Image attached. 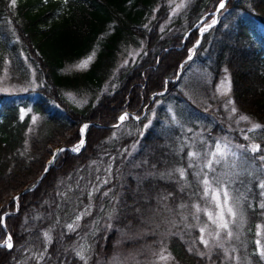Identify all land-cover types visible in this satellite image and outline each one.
<instances>
[{
    "label": "trees",
    "instance_id": "trees-1",
    "mask_svg": "<svg viewBox=\"0 0 264 264\" xmlns=\"http://www.w3.org/2000/svg\"><path fill=\"white\" fill-rule=\"evenodd\" d=\"M221 1L0 0V243L13 245L0 246V264H85L81 250L87 264L115 254L122 263L134 254L138 264H264L258 179L241 189L235 237L223 236V248L200 239L208 222L190 141L202 150L228 135L256 169L249 144L264 151V127L243 139L209 96L228 71L237 111L264 126V0H228L195 48L193 27ZM92 52L87 68L65 71ZM84 122V148L59 151L18 195L53 148L82 140Z\"/></svg>",
    "mask_w": 264,
    "mask_h": 264
},
{
    "label": "rangeland",
    "instance_id": "rangeland-1",
    "mask_svg": "<svg viewBox=\"0 0 264 264\" xmlns=\"http://www.w3.org/2000/svg\"><path fill=\"white\" fill-rule=\"evenodd\" d=\"M178 2H180V1H178ZM220 13H221V11H220ZM220 13H219V15H220ZM206 15H207L206 17L202 18L203 20L201 19L199 25L195 27V30L198 31L197 33L199 36L195 40V45H197V46H199V42L201 41V40H199L201 37V33H203V32L205 33L206 31H208V29H210V27L213 26L215 19L217 20L219 17V15H218V17L216 16L214 11L208 12ZM192 51H193V47H190L187 52L191 54ZM94 55H95V53L92 52L89 55L85 56L84 58H82V59H80L74 63H70L69 65H67L65 71L71 72L74 70H80V69L87 68L89 66L90 62L94 59ZM130 55H135V54H130ZM89 57H91V60L89 61V63L87 64L86 67H83V68L78 67L82 62L88 61ZM232 58L235 59L236 57H234L232 55ZM199 81H201V80H197L198 84L200 83ZM206 82H208V81H206V79H205L204 83H206ZM228 88H230V91H227L225 93V89H228ZM210 92H211V94L209 96L213 99V101L215 103L217 102V104L220 105V108L222 109L221 111H224V113H226V118L230 119V121L233 122V124H234V125L232 124L231 127L229 126L228 130H230V128H232V130H236L239 133V135L243 136V139L244 138L246 139L248 137L247 135H248L249 130L252 129V125L256 124V123H255V120L251 117H250V122L242 121V120H240V116L245 115V114H240L238 111H236V113H233L231 111L232 107L237 108V106L235 104V100L232 97L231 77H230V74L228 71L223 73L221 79L218 81L215 88ZM229 101H233L234 103H229ZM218 105L210 106V107H213L211 111L218 110L219 109ZM169 111H174V110L169 109ZM183 111H188V110H186V108H183ZM204 111H210V109H208V110L205 109ZM124 115H125V113H122L120 115V117L124 116ZM92 123H96L98 126L103 125V122H101L99 120H94V121H92ZM84 125H88V124L86 122L82 123L81 128H83ZM89 127H90V125H88L87 130ZM87 130H86V132H87ZM227 136L217 135V136H215V138H216L215 141H210V140L206 139L204 149L202 148V150H196L195 149V146L198 145V143H197L198 141L195 139L196 136H194L193 140L190 141V143H189V145L192 146V148L190 149V157L193 160L191 166L194 167V164H195V166H198V169L196 172L197 176L202 174V175H200L199 180L201 181V185H202L201 195H202L203 200H202V202H200L198 204L199 208H200L198 213L204 214L206 216V221L208 222L207 225L201 226V228H206L207 231H205V232L200 231V233H201V236L204 237V239L208 240L211 243H215V244L218 243L219 245L221 242L224 241V240H221L223 236H225V239H227L225 242H228L229 238L227 237L224 230L217 229L216 225L213 224L211 220H209L207 212H211V213L215 214L219 211V209L216 208L215 204L212 201V193L209 192L207 195L205 194V187L203 184V180L207 179L208 181H210L211 186L213 188L218 186L217 182L219 181V182H221V184L223 186H226L227 190L229 191L230 197H231L230 204L234 205L235 210L237 212V216L235 217V223L230 224V228L233 232V237H235V235L237 233L236 229L238 228V230H239V227L244 223V220H245V212L241 208L244 206V199H245L246 193L242 192L241 189L245 188L246 185L249 186L251 181L254 182L257 179H258V183H257L258 187L261 183H264V180L260 179L261 173L259 172V170L264 171V160L260 159V156L264 155V151L261 150L259 152H255V153H257L258 159H253V160L258 162V166H257L259 169L258 170L253 165L254 164L253 162L251 163L250 160H249L250 163L247 162L248 160L246 159V157L244 155H242L241 146L239 144H237L236 142L234 143L233 141L228 139ZM229 137H230V135H229ZM198 139H200V138H198ZM202 139H203V137H202ZM80 142L77 145H74L72 147L79 146ZM253 144L254 143H251L249 145H253ZM85 145H86V141H85ZM218 145L220 146V148L225 153H227V155L225 158L220 160V163L217 164V163H215V159H219L220 157L217 155L214 158L212 154L216 153ZM63 146L64 145L53 148V152L55 150H57L58 148L63 147ZM66 146H68V145H66ZM193 153H195L196 155L193 156L192 155ZM232 153H235L236 155L233 156ZM210 161L212 162V169H209L208 167H206V164H208ZM195 170H196V168H195ZM259 190H260V193L264 192V189H261L260 187H259ZM237 197H240L238 202L236 200ZM263 197H264V195H262V198ZM17 211H18V209H17ZM241 214L243 216V223L242 224H241ZM225 218L229 219V220L233 219L232 217L227 216V214L225 215ZM256 228H257L256 240H260L261 245H264V229L262 228L261 224H257ZM244 230H245V227L243 228V230H241L239 232L240 235L243 234ZM217 231H219V240H217L215 238V233ZM8 242L11 243V240ZM5 245H6V243H5ZM259 247L260 246H258V249H259ZM124 255L125 256H123V258H122L124 263H122V261L119 259L120 258V257H118L119 254H115V256H112V258L109 259L108 264H138V262L131 259L132 257H135L136 255L135 256H133L134 254H132L131 256H127V254H124Z\"/></svg>",
    "mask_w": 264,
    "mask_h": 264
},
{
    "label": "snow or ice",
    "instance_id": "snow-or-ice-1",
    "mask_svg": "<svg viewBox=\"0 0 264 264\" xmlns=\"http://www.w3.org/2000/svg\"><path fill=\"white\" fill-rule=\"evenodd\" d=\"M11 4L13 7L16 6L17 4V0H11ZM179 8H182L184 7L183 4H180L178 5ZM220 7H223V4L220 5ZM91 60V57H89V60L88 61H84L82 62L78 67H86L87 64L89 63V61ZM227 91H230V88L228 89H225V93ZM70 98H72L73 100H75V97L72 96L71 93L68 94ZM86 102V101H85ZM229 103H234L233 101H229ZM231 111L233 113H236L237 109L235 107H232ZM126 117L125 116H121L120 117V120L123 121ZM240 120L242 121H246V122H250V117H248L247 115H241L240 116ZM88 127V125H84V128L86 129ZM262 125L260 124H253L252 125V130H257V129H261ZM83 140L80 142V145L77 146V147H74L72 149V151H79V148L83 146ZM60 151H63V150H60ZM250 151L255 153V152H259L261 151V147L260 145L258 144H253L251 145V148H250ZM193 156H195L196 154L193 153L192 154ZM213 157L215 158L217 155L220 157L219 159H215V163H220V160L225 158L227 153H225L221 148L220 146L218 145L217 146V150H216V153H213L212 154ZM233 156H235L236 154L235 153H232ZM55 159V157H54ZM260 159L261 160H264V155H261L260 156ZM51 163V161H50ZM206 167H208L209 169H212V162L210 161L208 164H206ZM178 172H180V175L183 176L185 174L184 170L183 169H177ZM203 184H204V187H205V194L207 195L209 192L212 193V201L213 203L215 204L216 208L219 209V211L215 214L211 213V212H207V215L209 217V220L212 221L213 224L216 225L217 229H221V230H224V232L226 233L227 237L229 239H231L233 237V232L230 228V224L232 223H235V217L237 216V212L235 210V207L234 205L230 204V193L229 191L227 190L226 186H223L221 184V182H217V187L213 188L211 186V183L210 181H208L207 179L203 180ZM259 187L261 189H264V183H261L259 185ZM262 195H264V192L261 193ZM240 197H237L236 200L237 202L239 201ZM259 207L261 209H264V203H261L259 205ZM197 210L199 211V206L197 205ZM227 214V216L229 217H232L233 219L232 220H229V219H226L225 218V215ZM243 223V216L241 214V224ZM201 232H205L207 231L206 228H201L200 229ZM215 238L217 240H219V231H217L215 233ZM201 243L204 244L205 247H208L209 246V241L204 239V237L202 236L201 238ZM236 239H239V236H236ZM11 240V237H9V241ZM255 243L260 246L259 247V252H258V255L261 257V258H264V245H261V242L260 240H257L255 241ZM6 246L8 248H11L13 245L6 241ZM219 247L223 248V245L220 244ZM166 251V250H165ZM234 251V250H233ZM199 255L201 256H204L206 255L205 253H198ZM77 255L80 257L81 260H84L85 261V264H87V257L85 256L83 250H81L80 252L77 253ZM159 259L160 261H164V262H167L169 259H170V256H166L164 255V253H160L159 254Z\"/></svg>",
    "mask_w": 264,
    "mask_h": 264
},
{
    "label": "water",
    "instance_id": "water-1",
    "mask_svg": "<svg viewBox=\"0 0 264 264\" xmlns=\"http://www.w3.org/2000/svg\"><path fill=\"white\" fill-rule=\"evenodd\" d=\"M227 1L228 0H223V2L221 3V4H223V7H218L217 8V10H216V15H217V17H218V15H219V13H220V11L225 7V5H226V3H227ZM220 4V5H221ZM196 47H197V45H196ZM195 52V51H194ZM194 52H193V54H194ZM192 54V55H193ZM95 125H97L96 123H94ZM118 125V124H117ZM85 141H86V138H85V136L83 137V146L82 147H80L79 148V151H72V148L71 147H69V146H65V147H60V148H58L57 150H55L54 151V154H53V156H52V158H51V163H50V161H49V164H48V167L44 170V172L42 173V175L37 179V182L33 185V186H31L30 188H27V189H24L23 191H21V192H19L18 193V195H20L21 193H23V192H25V191H27V190H31V189H33L34 187H36L37 186V184L43 179V177L48 173V171L50 170V168L52 167V165H53V163H54V157L56 158V154H57V152H59L60 150H62V149H64V148H66V149H69V150H71L72 152H74V153H77V152H80L82 149H83V147L85 146ZM17 195V196H18ZM7 239H9V237L7 238ZM2 245V244H1Z\"/></svg>",
    "mask_w": 264,
    "mask_h": 264
}]
</instances>
